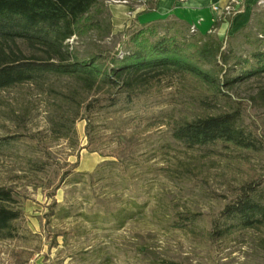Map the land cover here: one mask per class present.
Returning a JSON list of instances; mask_svg holds the SVG:
<instances>
[{
  "label": "rangeland",
  "instance_id": "obj_1",
  "mask_svg": "<svg viewBox=\"0 0 264 264\" xmlns=\"http://www.w3.org/2000/svg\"><path fill=\"white\" fill-rule=\"evenodd\" d=\"M127 1L105 0L109 36L94 31L70 39L79 56L121 50L124 30L139 26L122 22V7L133 6ZM251 23L231 37L215 28L209 34L249 56L264 48V6ZM18 43L28 56L45 54ZM72 90L79 109L61 100ZM224 91L239 103L192 79L169 77L133 104L103 101L85 111L103 91L86 92L68 77L45 74L40 83L0 90V185L19 191L24 214L16 236L0 240V264H264V226L207 240L213 220L244 185L256 183L264 205V74ZM237 106L260 141L257 151L189 147L173 137L177 121ZM186 214L189 226H175Z\"/></svg>",
  "mask_w": 264,
  "mask_h": 264
},
{
  "label": "trees",
  "instance_id": "obj_2",
  "mask_svg": "<svg viewBox=\"0 0 264 264\" xmlns=\"http://www.w3.org/2000/svg\"><path fill=\"white\" fill-rule=\"evenodd\" d=\"M109 17L105 0H0V90L40 83L45 74L68 77L86 92L98 95L103 91L85 105L87 111L103 101L107 107L133 104L165 79L180 76L206 86L216 97H227L232 104L239 102L225 88L264 74V48L249 56L238 55L224 49L223 40L210 34L197 37L196 33L174 32L168 23L130 25L123 32L121 50L79 56L70 39L94 31L109 36ZM19 41L38 46L45 54L28 56ZM61 95V100L77 109L82 106L77 91ZM86 119L90 134L91 120ZM60 126L66 128V123ZM173 137L189 147L221 144L253 152L260 142L245 125L240 106L177 121ZM3 142L0 140V147ZM256 190V183L241 188L213 220L207 240L217 242L237 231L264 226V205L257 199ZM18 196L15 187L0 185V240L16 236V222L24 216ZM190 222L191 216L182 215L175 226L185 228Z\"/></svg>",
  "mask_w": 264,
  "mask_h": 264
},
{
  "label": "crops",
  "instance_id": "obj_3",
  "mask_svg": "<svg viewBox=\"0 0 264 264\" xmlns=\"http://www.w3.org/2000/svg\"><path fill=\"white\" fill-rule=\"evenodd\" d=\"M132 5L123 6L122 22L132 20L138 25L168 23L174 32H190L196 25V36H205L214 29L219 35L231 37L239 32L253 19L260 0H243L239 10L218 19L219 13L214 6H225L230 0H130ZM130 15V16H128ZM129 18V19H128ZM218 19L214 23V19Z\"/></svg>",
  "mask_w": 264,
  "mask_h": 264
},
{
  "label": "built area",
  "instance_id": "obj_4",
  "mask_svg": "<svg viewBox=\"0 0 264 264\" xmlns=\"http://www.w3.org/2000/svg\"><path fill=\"white\" fill-rule=\"evenodd\" d=\"M123 2H128L127 0H123ZM243 0H230L225 6L221 7L218 5H215L213 8L216 12L219 13L218 19H223L225 16L232 15L236 13L239 8L242 5ZM259 5L264 6V0H260ZM218 19H214V23L218 21ZM190 32L191 33H196L197 32V27L196 25H193L190 27Z\"/></svg>",
  "mask_w": 264,
  "mask_h": 264
}]
</instances>
